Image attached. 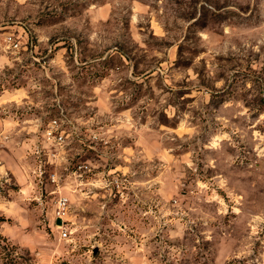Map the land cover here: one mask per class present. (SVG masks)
Wrapping results in <instances>:
<instances>
[{
	"label": "rangeland",
	"instance_id": "374dc122",
	"mask_svg": "<svg viewBox=\"0 0 264 264\" xmlns=\"http://www.w3.org/2000/svg\"><path fill=\"white\" fill-rule=\"evenodd\" d=\"M0 264H264V0H0Z\"/></svg>",
	"mask_w": 264,
	"mask_h": 264
},
{
	"label": "built area",
	"instance_id": "2783aa9c",
	"mask_svg": "<svg viewBox=\"0 0 264 264\" xmlns=\"http://www.w3.org/2000/svg\"><path fill=\"white\" fill-rule=\"evenodd\" d=\"M58 125V120L57 119H54L52 122H51V129H49V137H53L56 141L59 142V144L63 143L64 142V136L62 134V132H58L56 133L55 132V128L57 127ZM68 197L66 196H61L58 200H57V203H56V218H61L62 219V225L60 226V236L63 238V239H66L69 237L70 235V228L68 226V224L66 223L65 221V214L67 213V209H68Z\"/></svg>",
	"mask_w": 264,
	"mask_h": 264
},
{
	"label": "water",
	"instance_id": "95a60500",
	"mask_svg": "<svg viewBox=\"0 0 264 264\" xmlns=\"http://www.w3.org/2000/svg\"><path fill=\"white\" fill-rule=\"evenodd\" d=\"M57 224H58V225L62 224V219H61V218H58V219H57Z\"/></svg>",
	"mask_w": 264,
	"mask_h": 264
}]
</instances>
